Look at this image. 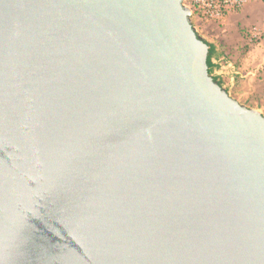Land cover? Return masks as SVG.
<instances>
[{"label":"water","instance_id":"95a60500","mask_svg":"<svg viewBox=\"0 0 264 264\" xmlns=\"http://www.w3.org/2000/svg\"><path fill=\"white\" fill-rule=\"evenodd\" d=\"M184 0H0V264H264V114Z\"/></svg>","mask_w":264,"mask_h":264},{"label":"rangeland","instance_id":"374dc122","mask_svg":"<svg viewBox=\"0 0 264 264\" xmlns=\"http://www.w3.org/2000/svg\"><path fill=\"white\" fill-rule=\"evenodd\" d=\"M231 15H233L235 24L237 23L236 32L228 33L226 37L223 36L220 29L216 27L222 25V21L221 23H208L203 25L199 34L205 39L206 36L209 37V39L214 42L219 51V61L223 63L224 67L226 65L225 63H227L226 61H230L234 64L235 72H238L240 70H245V59L249 57L248 53L253 52L257 47H261V45L264 46V36L258 43L247 44L251 31L255 29L264 30V0H252L241 11ZM263 69L264 66L262 69L260 68L258 72L253 71L257 73L254 75V78L261 80ZM232 76L234 78L233 87L230 91L227 90L229 95L247 105L249 108L258 109L264 114V101L261 100L257 89H244L243 86L240 85L241 79L238 80L235 73L232 74ZM245 90H248L247 94L243 95L242 92ZM246 95L249 96V99H253L250 105L247 102L248 100L246 101Z\"/></svg>","mask_w":264,"mask_h":264},{"label":"built area","instance_id":"2783aa9c","mask_svg":"<svg viewBox=\"0 0 264 264\" xmlns=\"http://www.w3.org/2000/svg\"><path fill=\"white\" fill-rule=\"evenodd\" d=\"M252 0H184L183 3L192 10V21L198 32L205 24L221 23L231 14L241 11ZM264 36L263 29L251 31L249 44L258 43ZM206 40L213 45L214 42L206 36ZM215 45V44H214ZM230 62V61H229ZM212 69V74L217 77L230 91L233 87V76L235 67L230 69L226 64L224 68L216 67ZM229 76V77H228Z\"/></svg>","mask_w":264,"mask_h":264},{"label":"crops","instance_id":"0c3cea01","mask_svg":"<svg viewBox=\"0 0 264 264\" xmlns=\"http://www.w3.org/2000/svg\"><path fill=\"white\" fill-rule=\"evenodd\" d=\"M235 18V17H234ZM236 26L237 23L235 24L234 19H233V15H230L228 18H226L223 22L222 25L220 26H216L217 28L220 29V32L222 33L223 36H227L228 33H234L236 32ZM247 44H249V40L247 42ZM214 45V44H213ZM215 46V45H214ZM216 47V46H215ZM217 49V47H216ZM219 51L218 49L216 50L214 56H213V62L216 63V67H219L220 69L224 68L223 63H220V59H219ZM248 56L245 59V70H240V71H236V78L239 80L241 79V86H243V88L245 89H251L254 88L255 90L257 89V92L260 94L261 100L264 101V69L262 70V79L261 80H257V78H254L255 72H258L259 69L264 66L263 65V61H264V46L261 45V47H257V49H255L253 52L248 53ZM243 60V59H242ZM241 60V61H242ZM228 65V67L230 69H232L234 67V64L226 61ZM234 69V68H233ZM234 80V78H232ZM243 90V89H242ZM248 90H245L244 92H242L243 95L247 94ZM247 96V95H246ZM248 100V101H247ZM246 101L249 103L253 102V99H249V96L246 97Z\"/></svg>","mask_w":264,"mask_h":264},{"label":"trees","instance_id":"16d2710c","mask_svg":"<svg viewBox=\"0 0 264 264\" xmlns=\"http://www.w3.org/2000/svg\"><path fill=\"white\" fill-rule=\"evenodd\" d=\"M211 48H210V52H209V56H208V65H209V69L210 71L212 72V69L215 68V64L213 62V56L216 52V47L214 45H210ZM215 79H218L217 77H214Z\"/></svg>","mask_w":264,"mask_h":264}]
</instances>
